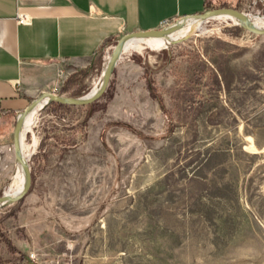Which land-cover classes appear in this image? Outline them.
Wrapping results in <instances>:
<instances>
[{
  "label": "rangeland",
  "instance_id": "rangeland-1",
  "mask_svg": "<svg viewBox=\"0 0 264 264\" xmlns=\"http://www.w3.org/2000/svg\"><path fill=\"white\" fill-rule=\"evenodd\" d=\"M222 2L264 14V0ZM220 18L123 53L94 102L40 109L30 187L0 208V264H264V35ZM114 43L23 80L86 94ZM16 114L0 115V195Z\"/></svg>",
  "mask_w": 264,
  "mask_h": 264
},
{
  "label": "crops",
  "instance_id": "crops-1",
  "mask_svg": "<svg viewBox=\"0 0 264 264\" xmlns=\"http://www.w3.org/2000/svg\"><path fill=\"white\" fill-rule=\"evenodd\" d=\"M219 2L0 0L1 113H17L36 95L37 86L23 80L27 67L56 63L85 67L124 33L159 28L165 19L228 5ZM19 12L29 16L28 23L17 21Z\"/></svg>",
  "mask_w": 264,
  "mask_h": 264
},
{
  "label": "water",
  "instance_id": "water-1",
  "mask_svg": "<svg viewBox=\"0 0 264 264\" xmlns=\"http://www.w3.org/2000/svg\"><path fill=\"white\" fill-rule=\"evenodd\" d=\"M218 14H230L237 18V22H234V24L239 25L240 27L246 29L247 31L258 34V35H264V28H260L257 25H255L252 20L249 19V17L246 15L245 12L233 8V7H227V6H221V7H215L206 9L204 11L193 13V14H187L182 15L181 17L175 19L171 24L154 28V29H148V30H137V31H130L127 33L122 34L120 37H118L111 49V52L109 54V57L105 63L104 66V79L103 83L100 87V89L91 95H80V96H67L63 94H55L49 91H41L39 94L35 95L29 103L24 107L22 110L18 111L15 118V123L12 131V146H13V154L15 160H20L22 162L23 166V172L25 175V184L23 186V189L15 194V195H5L4 192L0 195V206H6L14 203L15 201L19 200L21 197L25 195V193L28 191L30 184H31V168L28 163V159L25 158L24 154L22 153L19 145V130L22 126L23 120L25 116L44 98H46L45 103L42 105L41 109L46 106L51 101H56L63 104H69V105H86L94 102L98 98L101 97V95L104 93L108 83L109 79L112 73V70L115 66V63L118 60L119 54L121 52V49L125 42L134 36H163L167 34L168 32L172 31L174 28H176L177 24L179 22H185L191 17L193 18H199V19H205L206 21L210 19L214 15ZM181 39H175L171 43L177 42ZM27 264H35L28 256L25 257Z\"/></svg>",
  "mask_w": 264,
  "mask_h": 264
},
{
  "label": "bare ground",
  "instance_id": "bare-ground-1",
  "mask_svg": "<svg viewBox=\"0 0 264 264\" xmlns=\"http://www.w3.org/2000/svg\"><path fill=\"white\" fill-rule=\"evenodd\" d=\"M246 15L249 17L250 20H252V22L255 25H257L260 28H264V14L257 15V14H251L248 12L246 13ZM219 17L223 19L230 18L234 22L238 21L237 18H235L234 16L230 14H218V15L212 16L211 18H219ZM205 21H206L205 19L191 17L185 22H182V21L179 22L176 28H174L172 31L168 32L167 34L163 36H145V37L134 36V37H131L123 45L121 52L119 54V57L125 52H129L132 50H140L144 46L159 47V46H164L165 44L169 45L173 40L185 38L186 36L190 35L194 31L204 32L205 28L202 26V22H205ZM108 57H109V54L106 57V61ZM103 79H104V69H103V72L101 73V76L94 83L92 88L86 93V95H91L92 93L98 91L103 83ZM45 101H46V98L41 100L25 116L22 126L20 127V130H19V145L26 159H28L29 155L32 153V149L29 145L25 144L24 136L26 132L29 131L33 127L36 121L35 119H37L36 114H38V112L40 111ZM24 184H25V175L23 172L22 162L20 160H15L14 171L12 173V181L4 189V194L5 195H15L19 193L23 189ZM2 207L3 206H0V208Z\"/></svg>",
  "mask_w": 264,
  "mask_h": 264
},
{
  "label": "built area",
  "instance_id": "built-area-1",
  "mask_svg": "<svg viewBox=\"0 0 264 264\" xmlns=\"http://www.w3.org/2000/svg\"><path fill=\"white\" fill-rule=\"evenodd\" d=\"M177 18H179V17H177ZM177 18H175V19H177ZM175 19H165V20H163L162 23H161V27H164V26H167V25L171 24ZM17 21L19 23H28L29 22V16L27 14H25V13L19 12V13H17ZM0 115H2L1 111H0Z\"/></svg>",
  "mask_w": 264,
  "mask_h": 264
},
{
  "label": "trees",
  "instance_id": "trees-1",
  "mask_svg": "<svg viewBox=\"0 0 264 264\" xmlns=\"http://www.w3.org/2000/svg\"><path fill=\"white\" fill-rule=\"evenodd\" d=\"M49 105H50V106H63V107H68V106H70V105H68V104H63V103H59V102H56V101H51V102H49Z\"/></svg>",
  "mask_w": 264,
  "mask_h": 264
}]
</instances>
